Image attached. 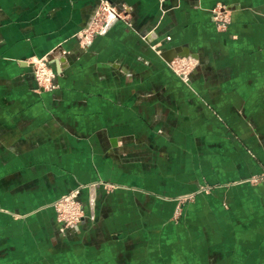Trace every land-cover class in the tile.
<instances>
[{"label": "crops", "instance_id": "obj_1", "mask_svg": "<svg viewBox=\"0 0 264 264\" xmlns=\"http://www.w3.org/2000/svg\"><path fill=\"white\" fill-rule=\"evenodd\" d=\"M100 1L0 0V264H264V0H107L126 19L84 45ZM99 179L61 234L49 202Z\"/></svg>", "mask_w": 264, "mask_h": 264}, {"label": "rangeland", "instance_id": "obj_2", "mask_svg": "<svg viewBox=\"0 0 264 264\" xmlns=\"http://www.w3.org/2000/svg\"><path fill=\"white\" fill-rule=\"evenodd\" d=\"M102 1V0H101ZM100 1V2H101ZM107 1V0H105ZM114 5V4H112ZM115 6V5H114ZM117 7V6H116ZM93 19V16L91 20ZM91 23V21H90ZM90 25V24H89ZM89 25L86 29L81 30L76 35L78 38L82 41V44H87L93 39V29ZM43 59L45 66L48 68H51L55 72V84H57L56 87H50V88H43L40 85L37 84L38 88L42 90H53L59 87V83L57 81V72L55 68L52 66V64L49 62V55H44L39 58H34L31 60L29 66L31 67L32 74L35 79L34 70L36 69V64L38 63V60ZM34 66V69H33ZM36 81V79H35ZM188 82L185 83H189ZM37 83V82H36ZM246 181L257 183L259 181H264V172L254 174L249 176ZM103 188L104 190H112L114 188H117V184H115L112 181L109 180H94L86 183L78 184L77 186L67 190L66 192L62 193L60 196H58L56 199L49 202V207L54 211L55 218L58 223V230L61 234H67L69 232L75 231L79 225V223L84 218H91L93 216V210H94V203H95V197L96 192L99 190L98 188ZM77 188L79 191H76ZM83 189H87L89 192H87L88 196L86 198L82 197ZM200 191H209L208 186H202ZM197 192H192L188 194L182 195L179 200L181 202H185L187 200H191L195 197ZM72 196V197H71ZM75 196V197H73ZM180 207V206H179Z\"/></svg>", "mask_w": 264, "mask_h": 264}, {"label": "built area", "instance_id": "obj_3", "mask_svg": "<svg viewBox=\"0 0 264 264\" xmlns=\"http://www.w3.org/2000/svg\"><path fill=\"white\" fill-rule=\"evenodd\" d=\"M211 11L216 27L220 30L227 29L230 22V16L227 11H225L221 6H215ZM118 19H126V15H124L120 9L112 5L109 1L102 0L94 11L93 19L89 25V27L91 26L93 29V37L104 32L114 21ZM156 51L159 54L161 53V55L163 54L159 48H157ZM166 63L183 82H188L192 71L198 64V61L191 55L172 53L166 59ZM35 67L36 69L34 70V75L38 85L43 88H52L57 86L54 81L55 72L51 68L45 66L43 59L38 60ZM76 191H79V189L77 188Z\"/></svg>", "mask_w": 264, "mask_h": 264}, {"label": "water", "instance_id": "obj_4", "mask_svg": "<svg viewBox=\"0 0 264 264\" xmlns=\"http://www.w3.org/2000/svg\"><path fill=\"white\" fill-rule=\"evenodd\" d=\"M178 50V49H177ZM180 55H184V54H180ZM162 56L167 59L168 57L166 56V53H163Z\"/></svg>", "mask_w": 264, "mask_h": 264}, {"label": "bare ground", "instance_id": "obj_5", "mask_svg": "<svg viewBox=\"0 0 264 264\" xmlns=\"http://www.w3.org/2000/svg\"><path fill=\"white\" fill-rule=\"evenodd\" d=\"M165 53H166V56H167V57H169V55L172 54V53H168V52H165Z\"/></svg>", "mask_w": 264, "mask_h": 264}]
</instances>
